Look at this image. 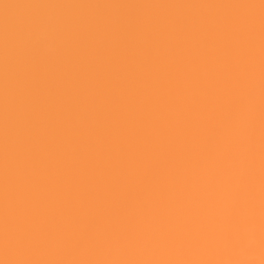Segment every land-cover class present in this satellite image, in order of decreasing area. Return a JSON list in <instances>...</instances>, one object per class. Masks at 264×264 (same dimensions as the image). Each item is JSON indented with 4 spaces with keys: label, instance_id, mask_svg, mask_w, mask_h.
<instances>
[{
    "label": "snow or ice",
    "instance_id": "6c2138e0",
    "mask_svg": "<svg viewBox=\"0 0 264 264\" xmlns=\"http://www.w3.org/2000/svg\"><path fill=\"white\" fill-rule=\"evenodd\" d=\"M0 264H264V0H0Z\"/></svg>",
    "mask_w": 264,
    "mask_h": 264
}]
</instances>
